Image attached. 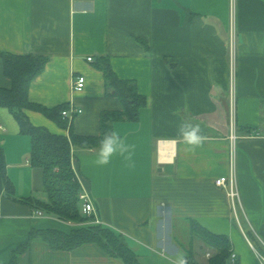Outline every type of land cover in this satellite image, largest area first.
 <instances>
[{
	"label": "crops",
	"instance_id": "1",
	"mask_svg": "<svg viewBox=\"0 0 264 264\" xmlns=\"http://www.w3.org/2000/svg\"><path fill=\"white\" fill-rule=\"evenodd\" d=\"M0 51L48 57L29 97L49 107L73 99L83 108L72 120L80 134L99 135L102 112L122 108L107 93L99 57L147 96L137 121L113 123L135 145L134 167L119 156L97 166L98 146L72 149L100 223L125 235L140 264H170L181 251L188 264H207L216 249L192 221L229 237L237 256L230 264H262L264 0H0ZM74 73L86 76L82 91L72 90ZM9 85L0 56V86ZM26 112L34 124L69 134L44 113ZM185 120L208 137L195 151L178 134ZM0 145L17 197L7 195L0 170V264H8L32 228L74 225L43 209L38 215L26 201L42 191L41 174L30 163V136L1 106ZM232 169L241 193L235 208L216 184ZM17 264L124 263L94 242L68 250L38 239Z\"/></svg>",
	"mask_w": 264,
	"mask_h": 264
},
{
	"label": "trees",
	"instance_id": "2",
	"mask_svg": "<svg viewBox=\"0 0 264 264\" xmlns=\"http://www.w3.org/2000/svg\"><path fill=\"white\" fill-rule=\"evenodd\" d=\"M0 56L3 59L4 72L10 79L9 86H0V106L8 108L19 123L20 132L30 136V163L39 170L40 187L46 193L44 199L34 195L27 197L26 201L32 202L35 207L43 209L49 215L77 224L69 231L55 227L32 228L29 238L14 249L8 264H17L19 255L38 239L55 249L68 250L94 242L109 254L120 258L124 264H140L124 234L110 226L92 221L94 216L83 212L81 183L73 166L72 149L99 146V140L105 133L113 130V123L117 120L137 121L141 109L147 106V96L139 91L136 80L120 78L108 57H99L95 66L105 75L107 93L118 97L122 108L102 112L99 135L80 134L74 131L73 122L69 124L62 115L67 103L49 107L34 102L29 97L31 82L44 70L47 56L7 51H0ZM27 109L44 113L61 127L68 128L69 134L52 132L45 126L34 124L26 112ZM6 167L4 148L0 145V170L6 193L17 198L15 185L9 178ZM192 227L216 249L207 264H230L231 241L227 235L214 233L196 221H192Z\"/></svg>",
	"mask_w": 264,
	"mask_h": 264
},
{
	"label": "clouds",
	"instance_id": "3",
	"mask_svg": "<svg viewBox=\"0 0 264 264\" xmlns=\"http://www.w3.org/2000/svg\"><path fill=\"white\" fill-rule=\"evenodd\" d=\"M178 134L182 138L185 145L188 146L189 151H195L196 148L201 147L208 139L202 134V129L199 124H194L188 120L182 121L178 127ZM135 145L126 142L119 131L113 129L105 133L99 140L98 150L96 152V159L94 163L97 166H107L111 163L113 157H122L127 162L128 167H134L133 155ZM235 261V255L232 257ZM170 264H188L187 254L178 252L175 258L170 260Z\"/></svg>",
	"mask_w": 264,
	"mask_h": 264
},
{
	"label": "built area",
	"instance_id": "4",
	"mask_svg": "<svg viewBox=\"0 0 264 264\" xmlns=\"http://www.w3.org/2000/svg\"><path fill=\"white\" fill-rule=\"evenodd\" d=\"M88 60H93L92 56H88ZM86 84V76L82 73H74L73 74V83H72V90L73 92H79L82 91L85 87ZM83 112V108L80 106L76 105L71 99L67 106L63 108L62 110V115L68 120L69 124H71L72 120L79 115L80 113ZM77 178L79 182L81 183V192H80V198L82 199V209L83 212L86 213L87 215H93V220L97 223H100L97 213H96V208L95 204L93 202V199L88 192V190L84 187V185L81 182V178L76 171ZM216 184L219 186L225 187L228 190V195L231 199V202L233 204V207L235 208L237 204L241 203V193H240V188L238 185V182L236 180V175L234 172V169L230 172L228 175H223L220 176L216 179ZM36 213L38 215H43V211L41 209H37ZM233 255H235V261L233 262ZM261 258V263L264 264V256L260 255ZM237 259L236 253H232L230 257L231 263H235Z\"/></svg>",
	"mask_w": 264,
	"mask_h": 264
},
{
	"label": "rangeland",
	"instance_id": "5",
	"mask_svg": "<svg viewBox=\"0 0 264 264\" xmlns=\"http://www.w3.org/2000/svg\"><path fill=\"white\" fill-rule=\"evenodd\" d=\"M21 179V178H20ZM15 184H17V183H15ZM25 189V188H24ZM38 197L39 198H41V199H44V198H46V193L44 192V191H40L39 193H38ZM43 211V210H42ZM70 222V221H69ZM73 223V225H77L75 222H72Z\"/></svg>",
	"mask_w": 264,
	"mask_h": 264
}]
</instances>
